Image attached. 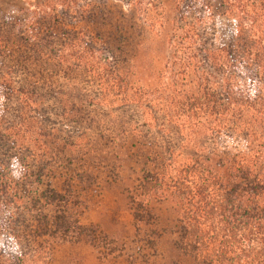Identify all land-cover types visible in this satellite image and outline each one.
<instances>
[{
	"label": "trees",
	"instance_id": "obj_1",
	"mask_svg": "<svg viewBox=\"0 0 264 264\" xmlns=\"http://www.w3.org/2000/svg\"><path fill=\"white\" fill-rule=\"evenodd\" d=\"M96 1L0 16V264H45L47 240L124 249L78 216L103 174L145 264L163 242L155 264H264V0H175L143 70Z\"/></svg>",
	"mask_w": 264,
	"mask_h": 264
},
{
	"label": "rangeland",
	"instance_id": "obj_2",
	"mask_svg": "<svg viewBox=\"0 0 264 264\" xmlns=\"http://www.w3.org/2000/svg\"><path fill=\"white\" fill-rule=\"evenodd\" d=\"M38 1L40 0H0V16L9 15L14 17L19 10ZM96 2L99 5L103 4L102 0H97ZM174 2L175 0H109L108 2L116 7L112 14L114 23L124 29V35L131 36L132 42L130 41L131 45L127 48L128 50H125V55L130 58V53L136 54V63L142 70L143 59L146 57L145 51H150L149 54L147 53V57L150 58L151 56V59L159 56V45L157 46V42L153 41L155 39L158 40L156 35L158 31L161 32L163 39L171 34L172 20L176 16ZM147 7L152 8L149 16L143 13V9ZM163 19L164 28L159 29V26L152 28L146 24V21H149L152 24L157 23L159 25ZM151 44L152 49L148 50L146 47L148 45L151 46ZM130 160L132 161L133 159ZM124 165L127 166L124 170L126 173L124 177L125 184H127L133 179V173L131 172H134L133 166L141 169L138 167L141 165L134 163L132 166L131 162L128 165L125 162ZM138 169L137 171H139ZM96 176L99 177L100 181L98 189H101L103 194L102 196L98 194L93 201H90L88 207L83 208L82 213L80 212L78 215L79 219L84 225L94 226L98 233L101 232L111 238L116 237L117 239L126 240L127 246L108 255L109 251L107 249L87 239L76 242L51 243L48 240L42 241V245L49 244L47 245L49 247L47 251L48 258L45 264H145L143 261V250H139V247L143 248L140 240L142 238L134 235L136 221L131 218L130 213L126 209L124 189L120 190L119 188L115 189L112 186H108L107 175ZM167 214L170 213L167 212ZM141 227L142 229L144 228L143 224H141ZM6 237L0 232V248L7 253L4 255L0 252V254L8 259H14L16 252L13 251L12 243H9ZM120 242L116 241L115 243L118 245ZM168 246L167 242H163L160 253L152 259L153 264L161 263L172 257V252L168 249Z\"/></svg>",
	"mask_w": 264,
	"mask_h": 264
}]
</instances>
